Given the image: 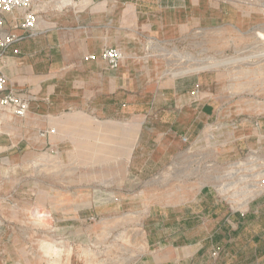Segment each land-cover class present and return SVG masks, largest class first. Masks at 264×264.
I'll list each match as a JSON object with an SVG mask.
<instances>
[{
	"label": "crops",
	"instance_id": "crops-1",
	"mask_svg": "<svg viewBox=\"0 0 264 264\" xmlns=\"http://www.w3.org/2000/svg\"><path fill=\"white\" fill-rule=\"evenodd\" d=\"M141 8V0H34L36 34L0 57L9 88L29 103L24 117L0 105V157L16 161L20 154L22 166L28 167L30 160L24 161L23 155L52 153L72 170V183L87 186L100 172L107 188H135L170 167L188 145H203L206 137L223 144L225 133L217 128L226 125L219 111L222 96L207 99L199 75H158L160 66L135 34L151 21ZM23 13L5 14V30L25 33ZM168 18L165 23H172ZM112 46L125 54L118 69L101 58H87ZM242 132L233 130L227 140L237 141ZM210 197L202 186L192 205L177 210L160 205L159 214L151 208L148 216L156 220L145 224L147 244L157 247L135 264H238V245L247 253L253 244L254 254L250 252L244 264H264V229L254 235L249 222L264 215V209L196 213V204ZM209 216L216 222L213 226L206 223ZM194 219L202 220V235L189 234ZM160 231L170 234L163 238ZM7 244L0 236V253Z\"/></svg>",
	"mask_w": 264,
	"mask_h": 264
},
{
	"label": "rangeland",
	"instance_id": "rangeland-1",
	"mask_svg": "<svg viewBox=\"0 0 264 264\" xmlns=\"http://www.w3.org/2000/svg\"><path fill=\"white\" fill-rule=\"evenodd\" d=\"M186 2L141 0L151 21L135 34L160 66L162 79L199 75L207 99L222 96L219 111L226 125L217 128L225 133L223 144L206 137L203 145H188L170 167L135 188H107L100 172L87 186L72 183V170L52 153L23 155L30 160L28 167L22 166L20 154L16 161L0 157V236L8 243L0 253L3 264H135L157 247L147 244L145 224L156 220L148 216L150 209L159 214L163 205L172 210L192 205L202 186L211 197L193 206L196 213L264 209V190L244 209L230 201L243 197L245 186L254 183L252 176L264 175V0ZM166 16L172 23H165ZM238 129L243 132L237 141L227 140ZM208 218L207 225L213 226L216 222ZM249 222L254 235L264 229V215ZM191 224L189 234L202 235V220ZM159 234L165 238L170 233ZM255 245L247 253L238 245V264L254 254Z\"/></svg>",
	"mask_w": 264,
	"mask_h": 264
},
{
	"label": "built area",
	"instance_id": "built-area-1",
	"mask_svg": "<svg viewBox=\"0 0 264 264\" xmlns=\"http://www.w3.org/2000/svg\"><path fill=\"white\" fill-rule=\"evenodd\" d=\"M33 3L34 0H0V57L5 55L16 43L36 34L38 15L32 10ZM16 10H22L24 12L23 21L21 23V27L25 31L23 34H17L5 30L4 15L7 13H13ZM13 51L15 53L19 52L18 49H14ZM87 58H101L108 63L111 69H118L124 55L119 47L112 46L104 48L98 56L89 55ZM8 82V77L0 72V105L2 107L12 108L17 116L24 117L28 113L29 103L26 99L20 96L18 90L9 88ZM51 131H54V129H51ZM252 177L254 183L248 189L246 188L248 185L245 186L243 194L241 193L243 197L235 196L234 200H230L234 204L235 209L246 208L253 196L263 192L264 175L259 174ZM222 186L226 187L225 185ZM226 189L228 190V188ZM245 203L247 206H243Z\"/></svg>",
	"mask_w": 264,
	"mask_h": 264
},
{
	"label": "bare ground",
	"instance_id": "bare-ground-1",
	"mask_svg": "<svg viewBox=\"0 0 264 264\" xmlns=\"http://www.w3.org/2000/svg\"><path fill=\"white\" fill-rule=\"evenodd\" d=\"M215 65H216V64H215ZM202 68H204V66H201V67H200V69H202ZM221 191L225 192L226 190H225L224 188H222ZM39 216L44 217V216H46V214H45V213H40Z\"/></svg>",
	"mask_w": 264,
	"mask_h": 264
}]
</instances>
